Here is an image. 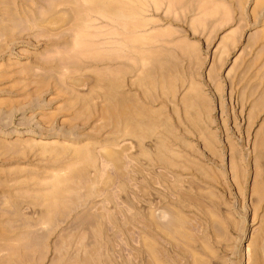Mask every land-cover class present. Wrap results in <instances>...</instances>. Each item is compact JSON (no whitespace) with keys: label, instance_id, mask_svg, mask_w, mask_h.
<instances>
[{"label":"rangeland","instance_id":"obj_1","mask_svg":"<svg viewBox=\"0 0 264 264\" xmlns=\"http://www.w3.org/2000/svg\"><path fill=\"white\" fill-rule=\"evenodd\" d=\"M0 264H264V0H0Z\"/></svg>","mask_w":264,"mask_h":264}]
</instances>
